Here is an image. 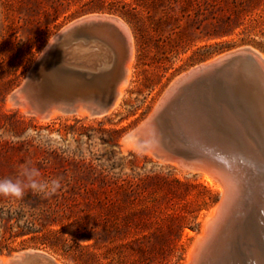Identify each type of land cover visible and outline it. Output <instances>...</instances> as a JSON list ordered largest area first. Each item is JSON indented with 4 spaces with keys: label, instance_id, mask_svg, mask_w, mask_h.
<instances>
[{
    "label": "rangeland",
    "instance_id": "1",
    "mask_svg": "<svg viewBox=\"0 0 264 264\" xmlns=\"http://www.w3.org/2000/svg\"><path fill=\"white\" fill-rule=\"evenodd\" d=\"M90 14L116 17L131 32L118 107L41 121L22 114L10 95L59 31ZM240 49L264 58V0H0V179L17 178L25 163L44 180L62 178L51 197L0 196V258L31 252L58 264H185L223 188L144 153L133 133L176 79ZM21 201L36 209L20 211Z\"/></svg>",
    "mask_w": 264,
    "mask_h": 264
},
{
    "label": "water",
    "instance_id": "2",
    "mask_svg": "<svg viewBox=\"0 0 264 264\" xmlns=\"http://www.w3.org/2000/svg\"><path fill=\"white\" fill-rule=\"evenodd\" d=\"M132 52L131 32L122 20L96 14L78 18L52 39L9 99L27 114L41 118L53 110L105 114L117 99ZM235 127L251 144L248 157L243 158L245 152L236 144L244 136ZM204 128L217 129L221 136L213 141L190 138L192 130ZM133 136L156 157L187 169L209 171L232 190L236 180L223 162L249 165L253 170L254 156L264 160V60L253 50L240 49L196 66L167 88ZM240 181L242 187H254L249 176ZM240 193L236 199L230 192L223 201L191 264H258L257 256L264 258L262 253L248 252L252 243L241 234L233 238L229 232L243 231L249 220L254 240L264 243V188L254 201L243 188ZM227 233L232 243L222 244ZM7 264L58 263L47 255L27 252Z\"/></svg>",
    "mask_w": 264,
    "mask_h": 264
},
{
    "label": "bare ground",
    "instance_id": "3",
    "mask_svg": "<svg viewBox=\"0 0 264 264\" xmlns=\"http://www.w3.org/2000/svg\"><path fill=\"white\" fill-rule=\"evenodd\" d=\"M132 57H133V52H132V54H131V56H130V58L128 60V63H127L125 79L122 80V82L119 85L117 99H116L114 105L112 107H110L106 111L105 114H108V113L112 112L119 105V102H120V99H121L123 90L125 89L126 84H127V81L129 79L130 62L132 60ZM261 58L264 60V58L262 56H261ZM19 111L22 114H24V115L25 114L28 115L26 113L25 109H23L21 107L19 108ZM58 114H60L59 111L53 110V111H51L49 117H53V116L58 115ZM76 114L77 115H86V116H89V114L86 111H84V110H78ZM29 116H31V115H29ZM33 117L36 118V119H38V120H40V121L42 119L41 117H38V116H33ZM235 129H237V132L236 133H239V134L242 133V130H239L238 127H235ZM195 132L193 130H192V132H190V138H192V140H198L196 137H199L202 140L205 139V140L213 141V140H215V138L217 137V135H220L221 136V132L218 131L217 129H214V128H206V129L204 128V131L203 130H201V131L198 130V131H195ZM242 135L244 136V133H242ZM245 138H246V136H244L242 139H238L236 141L237 146H239V148L242 149L245 152V153L242 154L243 158L249 156L248 153H250V152L248 150H250L249 148H251L250 142H246ZM144 153H146V154H148L150 156L153 155L151 153V151H149V150H146ZM156 159H159V158H156ZM241 160L245 161L246 164L249 163L247 160H244L242 158H241ZM159 161L160 162H165L164 160L162 161V159L159 160ZM254 161H253V164H251V167L253 168V170L250 168L249 165H245L244 167H241L238 164H236L235 162H223L225 168H227V170H229L230 173H232L234 180H236V182L234 181L233 184H232L233 185L232 190H230V186L225 182V180L219 179L218 177H216L215 175H213L209 171L193 169L194 171H192V172L201 173L204 176H206L207 178L208 177L209 178H212L223 189L221 190L222 191V199H221V202L210 212V214L208 215V217L205 219V221L203 223V226H202V229H201V233H200L199 236L196 237V239H195V241H194V243H193V245H192V247H191V249L189 251V254H188V257H187V262L185 264H191L192 263L193 258H194L195 254H196V252H197V250L199 248V245L201 244L202 240L206 237L209 229L211 228V226L213 224V221H214L216 215L219 212V209H220L223 201H225V199L230 194V192L234 194L233 197H235V198L237 197L238 198V196L241 194L240 193V190L243 188L245 192H248V198H250L253 201H254L255 198H257L258 196H260L259 195L260 189H261V187L264 188V185H263L264 184V167H263L264 160L263 159H258L257 156H254ZM169 162H171L170 164L175 165L178 168L179 167H182L181 165H179L176 162H173V161H169ZM258 167H260V170H258L259 169ZM182 168H185V167H182ZM185 169H187V168H185ZM255 170H258V172H255ZM257 173L259 174L260 177L257 176ZM244 176H249V178L252 180V185H254V187L252 189H250L248 187H242L240 185V183H241L240 179H242V177H244ZM252 190L255 192V194H253V193L251 194ZM239 198H241V197H239ZM229 232H233L234 233L233 238H236L235 237L236 236V233H239V234H241L242 238H244L245 241H248L249 240L252 243V246H250V248L248 249V252L251 255L252 254H257L259 252V253H262V256L264 257V243L261 244L263 246V247H261L260 243L258 241H256V240H254V236H253V232H252V225L250 224L249 220L244 223L243 231H240V229H237V230L235 229V231L234 230L231 231V229H230ZM229 235L227 233V235L225 234L223 236L224 239H223L222 244H225V243L231 244L232 243L231 241L233 239L231 240L229 238L230 237ZM20 255L21 254L16 255L15 257L20 256ZM228 257H229L228 255H225L224 256V258H228ZM257 258H258L257 259L258 264H263L264 258L261 259L259 256H257ZM10 261H12V258H10V259H6L4 257L3 258L2 257L0 258V262L2 264H7ZM215 263L216 262L214 261V262H212L210 264H215Z\"/></svg>",
    "mask_w": 264,
    "mask_h": 264
},
{
    "label": "clouds",
    "instance_id": "4",
    "mask_svg": "<svg viewBox=\"0 0 264 264\" xmlns=\"http://www.w3.org/2000/svg\"><path fill=\"white\" fill-rule=\"evenodd\" d=\"M30 135L31 130L25 133V138ZM3 138L7 140L9 136L5 135ZM13 139L15 138L13 137ZM61 180L60 177L44 180L37 167L25 163L21 165L17 178L0 179V196L19 201L23 199L26 191H31L34 194H42L45 198L51 197L61 190Z\"/></svg>",
    "mask_w": 264,
    "mask_h": 264
},
{
    "label": "trees",
    "instance_id": "5",
    "mask_svg": "<svg viewBox=\"0 0 264 264\" xmlns=\"http://www.w3.org/2000/svg\"><path fill=\"white\" fill-rule=\"evenodd\" d=\"M30 197H33L34 199H40V198H44V196H42V194H38V195H31ZM28 202V201H27ZM26 201H21V203L18 204V209H20V211L24 208H27L30 211L35 210L36 208L32 205V204H28ZM14 214H17L16 211H13ZM17 222V221H16ZM24 225L30 229L31 227L34 226V222L32 220L26 219V221H24ZM18 236V235H16Z\"/></svg>",
    "mask_w": 264,
    "mask_h": 264
}]
</instances>
